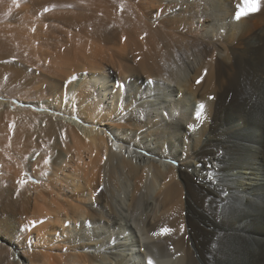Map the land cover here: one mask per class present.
<instances>
[{"label":"bare ground","instance_id":"obj_1","mask_svg":"<svg viewBox=\"0 0 264 264\" xmlns=\"http://www.w3.org/2000/svg\"><path fill=\"white\" fill-rule=\"evenodd\" d=\"M240 3L0 0L39 109L0 135V264H264V0Z\"/></svg>","mask_w":264,"mask_h":264},{"label":"rangeland","instance_id":"obj_2","mask_svg":"<svg viewBox=\"0 0 264 264\" xmlns=\"http://www.w3.org/2000/svg\"><path fill=\"white\" fill-rule=\"evenodd\" d=\"M9 67L17 68L12 61H0V135H10L20 126L23 118L29 119L26 112H39L34 103L30 102L31 94L23 86L25 80Z\"/></svg>","mask_w":264,"mask_h":264},{"label":"snow or ice","instance_id":"obj_3","mask_svg":"<svg viewBox=\"0 0 264 264\" xmlns=\"http://www.w3.org/2000/svg\"><path fill=\"white\" fill-rule=\"evenodd\" d=\"M262 4V0H241L240 5L237 6V11H236V19H240L243 17H246L248 15H252L255 12H257ZM199 83V81H197ZM119 87H123V85H118ZM211 99V98H210ZM204 105L200 104L198 106V111L195 113V116L197 119H200L202 116V113L204 111ZM50 160L46 159L45 163H49ZM181 230H184V226L181 225ZM171 232V229L169 228H162L160 230L161 235H167ZM149 264H151V261H149Z\"/></svg>","mask_w":264,"mask_h":264}]
</instances>
